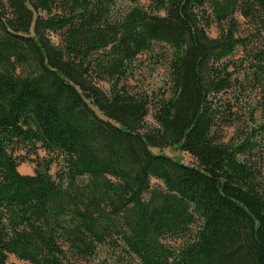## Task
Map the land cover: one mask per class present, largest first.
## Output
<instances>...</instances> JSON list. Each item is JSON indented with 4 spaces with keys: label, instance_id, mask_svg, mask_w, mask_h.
I'll return each instance as SVG.
<instances>
[{
    "label": "trees",
    "instance_id": "1",
    "mask_svg": "<svg viewBox=\"0 0 264 264\" xmlns=\"http://www.w3.org/2000/svg\"><path fill=\"white\" fill-rule=\"evenodd\" d=\"M128 1L0 0V264H264V0Z\"/></svg>",
    "mask_w": 264,
    "mask_h": 264
},
{
    "label": "rangeland",
    "instance_id": "2",
    "mask_svg": "<svg viewBox=\"0 0 264 264\" xmlns=\"http://www.w3.org/2000/svg\"><path fill=\"white\" fill-rule=\"evenodd\" d=\"M149 0H133L132 2L137 4L138 6H142L145 7L147 6ZM116 2V6L115 8L118 9L119 7H124V6H129L131 5V2L128 0H115ZM242 22V20H240ZM207 35L211 38L215 37L217 34V30L215 28L214 25H211L207 31H206ZM50 41L53 44H57V40L55 37H50ZM238 55L236 54L234 56V58H236ZM145 56H142V58L140 60H142V67L140 70L137 71L134 80L130 81V83H141V85L143 86H149V87H155L157 85H160L162 81H165L166 79V73L164 71V68L162 66H156V68L151 65L149 62H147V59L145 60ZM153 69H155L154 73ZM99 88L106 92L107 91V85L105 83H101L99 84ZM245 90H242L244 92H238V94H240L241 98L239 95V100H238V107L237 108V116L240 120V123L237 125V127L241 128V130L245 129V127L249 126V122H248V113L250 112V109L252 107V100H253V96L254 94L252 92L249 91V87L244 86L243 87ZM235 96V95H234ZM154 126V123L152 121V119L148 116L145 118L144 122H143V129H146L148 127ZM232 129H229L225 132V136L231 137L232 136ZM151 151L153 153H161L163 155H166L176 161H179L183 164H187V165H193L194 161L185 153L179 151L177 148H166L163 150L158 151L157 149H151ZM39 156H43L42 153H39ZM32 156H29V159H32ZM259 161V160H258ZM259 164V163H258ZM32 167L33 165L26 161L24 163H20L19 166L17 167V171L19 174L22 175H29L32 173ZM55 167L51 168V173L53 174L55 171ZM152 185H157L158 182L155 180L151 181ZM108 251L105 248L100 249L99 253H98V257L96 260H94L93 262H91L90 264H113L111 262V259L108 258ZM7 262H12V263H16V264H27L23 261H19L17 259H15L13 256H8L7 257ZM114 264H124V263H114Z\"/></svg>",
    "mask_w": 264,
    "mask_h": 264
}]
</instances>
